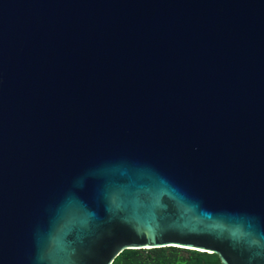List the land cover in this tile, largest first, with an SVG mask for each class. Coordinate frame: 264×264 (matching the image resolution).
<instances>
[{"label": "water", "instance_id": "water-1", "mask_svg": "<svg viewBox=\"0 0 264 264\" xmlns=\"http://www.w3.org/2000/svg\"><path fill=\"white\" fill-rule=\"evenodd\" d=\"M166 247L264 264V0H0V264Z\"/></svg>", "mask_w": 264, "mask_h": 264}, {"label": "trees", "instance_id": "trees-1", "mask_svg": "<svg viewBox=\"0 0 264 264\" xmlns=\"http://www.w3.org/2000/svg\"><path fill=\"white\" fill-rule=\"evenodd\" d=\"M183 253H189V256H184ZM113 264H221V262L216 254L166 247L126 250L115 259Z\"/></svg>", "mask_w": 264, "mask_h": 264}, {"label": "rangeland", "instance_id": "rangeland-1", "mask_svg": "<svg viewBox=\"0 0 264 264\" xmlns=\"http://www.w3.org/2000/svg\"><path fill=\"white\" fill-rule=\"evenodd\" d=\"M184 256H189V253H183Z\"/></svg>", "mask_w": 264, "mask_h": 264}]
</instances>
